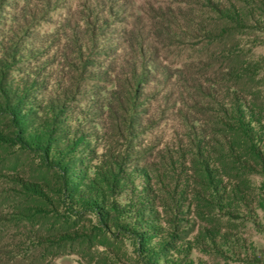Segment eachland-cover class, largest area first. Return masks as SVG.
Listing matches in <instances>:
<instances>
[{
  "label": "rangeland",
  "instance_id": "1",
  "mask_svg": "<svg viewBox=\"0 0 264 264\" xmlns=\"http://www.w3.org/2000/svg\"><path fill=\"white\" fill-rule=\"evenodd\" d=\"M0 64L5 88L38 85L15 130L45 135L75 193L105 198L32 216L45 206L17 180L52 174L39 152L0 146V264H150L164 246L161 264H264V234L244 208L227 221L205 173L227 181L225 103L245 97L264 126V0H0Z\"/></svg>",
  "mask_w": 264,
  "mask_h": 264
},
{
  "label": "trees",
  "instance_id": "2",
  "mask_svg": "<svg viewBox=\"0 0 264 264\" xmlns=\"http://www.w3.org/2000/svg\"><path fill=\"white\" fill-rule=\"evenodd\" d=\"M221 16L226 18L228 15L225 12L221 13ZM0 65V119L4 121V130L10 129L9 132L0 133V146L6 145L9 142L11 143L12 140L14 141L12 143L19 146L21 150L39 152L42 155L41 170L45 171L47 176L52 174L54 180V183L51 184L46 181L24 183L25 181L23 182V180H17V184L23 191V195L30 196L45 206L40 207L39 205H35L34 208H29L30 215L36 217L52 215L55 213L54 210L61 200L65 206L73 211L75 210L74 208L87 209L88 211L98 209L99 199L105 201V198L99 195V198H96V191L89 186L84 187V194L80 191L78 194L75 193L78 187L72 184L70 167L63 164L64 154L54 152L53 155H50L52 148L51 144L47 143L48 139H45V135H43V139L36 141L35 137L31 139L25 135L26 131L23 133V130H20V132L15 130L20 128L22 122L25 120L24 115H22L24 113L20 111L16 102L20 101L19 97L23 95L25 89L29 90L38 85L31 82L21 85L22 90L18 87H14V89L5 88V83L3 82L5 75L2 76L1 74L3 64ZM246 100L245 97L237 95L236 100H231L229 104L225 103L223 109H221L222 115L225 118L222 121L224 125L222 129L226 135L223 137V151L218 154L221 156L222 166L225 165L222 176L227 181L221 183L222 187L220 188L214 185L211 171L206 169L205 173L209 180V188L222 190L221 200L224 203V216L227 221L237 218L239 209L244 208L255 229L264 234V225L257 213L260 210L264 214V126L250 110L247 116L245 112L247 108ZM51 109L53 111L56 110L55 107ZM254 124L257 125V129L254 128ZM11 132H14V135H11ZM257 177L262 179L259 185L255 181ZM87 191L90 193L89 195H87ZM109 213V211L105 210L99 217L100 221L106 223L108 226H119L120 222L115 215L111 217V220L108 217L106 218ZM68 218L69 216L64 217L65 223L70 220ZM128 230L132 231L133 234H138L132 228ZM142 234L140 233L138 236L141 237L143 236ZM66 236L69 237L72 234H66ZM145 242L147 243V241ZM145 242L141 245L142 249L148 246L145 245ZM164 247L158 250L147 247L145 254L148 263L161 264L159 256L165 250Z\"/></svg>",
  "mask_w": 264,
  "mask_h": 264
}]
</instances>
